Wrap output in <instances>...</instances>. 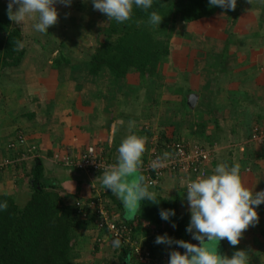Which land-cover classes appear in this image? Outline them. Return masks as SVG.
Wrapping results in <instances>:
<instances>
[{
  "label": "crops",
  "instance_id": "1",
  "mask_svg": "<svg viewBox=\"0 0 264 264\" xmlns=\"http://www.w3.org/2000/svg\"><path fill=\"white\" fill-rule=\"evenodd\" d=\"M183 25L187 31H196V39L187 37L189 46L171 43L170 55L164 59L167 65L173 59L171 71L145 79L134 71L121 79H115L108 69L91 74L93 52L86 62L69 58V64L59 67L46 53L41 55L23 42L25 49L32 50L26 51L22 63L0 71V158L15 156L16 150L8 145L19 134L26 136L36 157L0 172V195H11L19 207H25L39 164L43 167L41 183L56 190L66 205L88 200L97 186L116 218L134 225L140 240L155 241L167 233L174 240L197 244L186 231L191 213L185 177L169 173L157 186H150L158 203L142 201L141 209L133 214L102 186L103 172L82 171L55 158L56 154L75 158L94 146L112 166L121 140L131 134L143 138L148 147L156 135L203 145L213 152L208 173L220 163H239L245 185L254 193L264 191V144L251 140L253 128L264 126V0H238L234 11L219 9L211 17ZM194 43L197 47L189 48ZM190 94L198 98L192 106ZM114 122L118 130L109 146ZM144 166L143 155L138 175L145 177ZM259 207V222L242 234L235 248L227 240L208 242L209 248H218L229 257L238 248L250 253V258L251 254L262 258L264 214ZM161 209L175 210L176 215L166 222L160 218ZM85 219L80 217L84 226L74 238V262L105 264L108 259L115 264H139L131 251L123 252L124 245L113 249V239L97 229L93 219ZM156 250L184 252L175 245Z\"/></svg>",
  "mask_w": 264,
  "mask_h": 264
},
{
  "label": "clouds",
  "instance_id": "2",
  "mask_svg": "<svg viewBox=\"0 0 264 264\" xmlns=\"http://www.w3.org/2000/svg\"><path fill=\"white\" fill-rule=\"evenodd\" d=\"M87 2V0H85ZM155 0H91L93 9L105 15L109 21L124 24L132 19L134 9L148 14V23L159 26L162 18L157 11H150ZM238 0H208L209 7L234 11ZM73 0H8L7 15L16 25H23L28 18L35 16L33 30L40 34L48 33L51 26L58 22L55 5L70 7ZM22 44L17 41L16 50ZM117 124L114 122L107 143L115 142ZM115 165L103 170L102 186L110 191L123 204L129 213L141 209L142 201L157 202L155 192L149 190L143 175H138L142 156L145 152L143 138L131 134L123 138L118 146ZM160 165L156 162L152 167ZM186 200L191 213L186 231L191 235L193 244L185 240H174L167 233L158 235L156 245L171 247L175 245L184 252L170 251L168 264H249V253L237 250L229 257L210 249L208 242L227 240L230 246L240 243L242 234L259 222L257 208L264 204V191L253 192L242 180L241 166L234 163L218 164L210 173L201 174L186 186ZM7 201H0V212L7 211ZM160 218L166 222L176 215L175 210H160ZM175 228L176 225L172 224ZM113 249H121L122 241L116 237L111 242Z\"/></svg>",
  "mask_w": 264,
  "mask_h": 264
},
{
  "label": "trees",
  "instance_id": "3",
  "mask_svg": "<svg viewBox=\"0 0 264 264\" xmlns=\"http://www.w3.org/2000/svg\"><path fill=\"white\" fill-rule=\"evenodd\" d=\"M219 9L209 7L208 0H155L150 11L163 17L159 26L149 24L148 14L143 10L134 9L130 21L124 24L110 21L99 28L98 47L89 61L90 73L108 69L115 79L125 78L131 71L143 79L154 77L170 55L178 23L211 17ZM12 23L7 13L0 11V71L19 66L26 54L22 30ZM17 41L22 44L19 51ZM61 62L69 64L70 59L60 57L54 64ZM33 175L34 190L25 207H19L11 195H0V201L8 203L7 211L0 212V264H76L74 238L84 226L78 209L66 205L56 190L41 183L43 167L39 164ZM259 210L264 214V206ZM146 242L155 250L163 247L153 239ZM130 251L124 246L125 254Z\"/></svg>",
  "mask_w": 264,
  "mask_h": 264
},
{
  "label": "built area",
  "instance_id": "4",
  "mask_svg": "<svg viewBox=\"0 0 264 264\" xmlns=\"http://www.w3.org/2000/svg\"><path fill=\"white\" fill-rule=\"evenodd\" d=\"M153 139L149 147L145 144L143 154L145 158L143 171L146 173L145 180L149 186H157L169 173L185 177L187 184L192 178L208 173L207 165L213 156L209 148L200 145L191 146L181 138L166 140L156 135ZM251 140L264 143V126L258 125L253 128ZM9 148L16 150V154L10 158H0V172L36 157V151L28 147L22 134L9 144ZM55 158L63 165L92 173H101L110 166L94 146L88 147L81 156L75 158L60 154H56ZM154 162L160 166L154 169L152 167ZM92 189L93 193L88 200L79 199L75 202L80 217L93 219L97 229L110 238L119 237L122 245L130 248L131 254L139 264H168L170 251L160 252L151 248L143 239L140 240L131 224L116 218L110 202L97 186H93Z\"/></svg>",
  "mask_w": 264,
  "mask_h": 264
},
{
  "label": "rangeland",
  "instance_id": "5",
  "mask_svg": "<svg viewBox=\"0 0 264 264\" xmlns=\"http://www.w3.org/2000/svg\"><path fill=\"white\" fill-rule=\"evenodd\" d=\"M7 5L8 0H0V11L7 13ZM55 7L58 11V22L56 25L51 26L48 30V33L46 34H40L33 30L32 25L36 22L35 16L26 19V21L21 26L14 24V22L12 23V26L18 27L22 30L23 42L26 47L33 45L34 47H36L35 49L38 50V52H42L41 55H44L46 53L49 56L48 60H53L55 62V60L60 57H66L71 58L73 60L80 58L83 62H86L89 59L91 52H94L98 47L97 34L99 28L102 26H107L110 21L105 15L93 9L91 0H87V2H85V0H73V3L70 7H65L61 4H57L55 5ZM187 27V25H183V22L178 23L176 31L171 39V43L173 45H178L179 47H182L185 44L186 46H189L186 43L189 44L191 42H186L187 37L190 39H196L197 36H194L196 31H187ZM193 45L194 46L189 48L194 49L197 47L198 44L194 43ZM29 49L30 48H26L25 50L27 51ZM31 50L32 49H30V51ZM190 50L189 55L187 57L189 59L188 62L191 63L192 51L190 52ZM172 60L168 61V65L164 64L166 60L161 63V66L157 73L158 77L164 76V74H166V70L171 71L169 63ZM63 64L64 63L61 62L56 66L60 67ZM13 68H6L3 70L6 72ZM1 73H3V71ZM184 91L186 90L184 89ZM24 138L26 143L28 144L25 135ZM17 139L18 137H16L11 142L16 141ZM168 139L172 138L167 137L166 140ZM262 238L264 241V233L262 235ZM256 242L260 243L259 237H257ZM253 257H255V254H251V258L249 257V264H264V249L262 255L259 256L262 258ZM96 259L98 260V258ZM82 262L85 261L82 260ZM82 262H79L78 259L75 261V263L77 264H83ZM111 262L112 261L108 262L107 259V262H105V264H115V261H113V263ZM86 264H97V262H87Z\"/></svg>",
  "mask_w": 264,
  "mask_h": 264
},
{
  "label": "water",
  "instance_id": "6",
  "mask_svg": "<svg viewBox=\"0 0 264 264\" xmlns=\"http://www.w3.org/2000/svg\"><path fill=\"white\" fill-rule=\"evenodd\" d=\"M197 95L196 94H190L189 95V104L192 106L197 103Z\"/></svg>",
  "mask_w": 264,
  "mask_h": 264
}]
</instances>
